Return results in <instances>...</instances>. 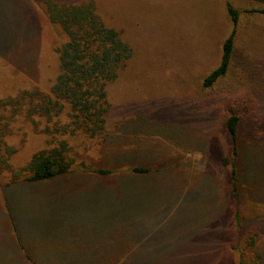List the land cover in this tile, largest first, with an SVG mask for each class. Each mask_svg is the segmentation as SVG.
<instances>
[{"label": "rangeland", "instance_id": "rangeland-1", "mask_svg": "<svg viewBox=\"0 0 264 264\" xmlns=\"http://www.w3.org/2000/svg\"><path fill=\"white\" fill-rule=\"evenodd\" d=\"M23 1L24 8L0 0V98L33 86L49 92L59 70L55 47L66 37L43 13V0ZM93 1L131 55L107 86L108 129L122 138L110 154L85 138L79 158L114 173L76 171L0 188V264H115L117 254L143 264H251V236L264 253V200H257L264 194V15L243 10L259 4L229 0L241 11L231 63L204 87L232 28L226 0ZM230 107L243 115L237 207L221 162L230 152L223 123ZM24 131L11 143L19 145ZM42 143L29 134L15 162ZM139 165L155 171L127 172ZM21 249L32 259L24 261Z\"/></svg>", "mask_w": 264, "mask_h": 264}, {"label": "trees", "instance_id": "trees-1", "mask_svg": "<svg viewBox=\"0 0 264 264\" xmlns=\"http://www.w3.org/2000/svg\"><path fill=\"white\" fill-rule=\"evenodd\" d=\"M252 1L259 4V7L245 9L243 12L264 15V0ZM41 8L49 21L59 27L66 40L55 47L59 70L49 92L33 86L18 91L14 96L0 98V188L4 189L16 185L48 183L76 171L100 176L112 174L114 171L108 168L90 169L84 159L79 158L80 143H84L85 138L96 140L103 143L110 154L109 148L115 138H122L111 134L108 129L112 106L108 101L107 86L115 80L119 70L130 58V46L123 41L117 30L102 21L95 11L93 0H43ZM226 9L232 28L222 43L218 66L203 79L204 87H210L224 77L231 63L241 11L229 0H226ZM242 116L238 109L230 107L223 121L231 145L229 154L221 162L229 172L231 199L235 207L238 198L237 169L243 155L239 143ZM18 121L27 124L31 132L22 129L25 131L18 138L19 145H14L11 139L17 138V131H22L20 128L23 127H18ZM29 134L32 138H40L43 143L26 161L17 163L15 156L20 146L28 140ZM111 158L116 161L121 155H111ZM153 171V168L144 165L127 168V172L133 175H147ZM257 200L263 201L264 194L258 196ZM3 204L6 213L8 204ZM235 220L240 238L242 229L238 210L235 212ZM13 231L15 233L14 228ZM15 237L19 239L16 233ZM21 250L24 261L32 259L28 251ZM249 251L252 255L251 264H264V253L262 255L257 250L254 236L249 238ZM122 255L114 256L115 264H143V260H133V256Z\"/></svg>", "mask_w": 264, "mask_h": 264}, {"label": "crops", "instance_id": "crops-1", "mask_svg": "<svg viewBox=\"0 0 264 264\" xmlns=\"http://www.w3.org/2000/svg\"><path fill=\"white\" fill-rule=\"evenodd\" d=\"M11 3H13L15 6L19 4V6H22L24 8V1L23 0H9ZM50 183V182H49Z\"/></svg>", "mask_w": 264, "mask_h": 264}]
</instances>
